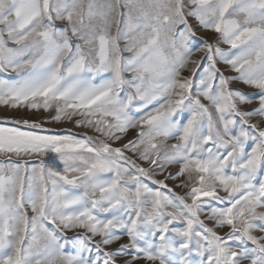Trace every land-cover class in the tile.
Instances as JSON below:
<instances>
[{"label":"snow or ice","instance_id":"obj_1","mask_svg":"<svg viewBox=\"0 0 264 264\" xmlns=\"http://www.w3.org/2000/svg\"><path fill=\"white\" fill-rule=\"evenodd\" d=\"M0 106V264H264V0H0Z\"/></svg>","mask_w":264,"mask_h":264},{"label":"rangeland","instance_id":"obj_2","mask_svg":"<svg viewBox=\"0 0 264 264\" xmlns=\"http://www.w3.org/2000/svg\"><path fill=\"white\" fill-rule=\"evenodd\" d=\"M113 32H115V28L113 29ZM197 34H198V36L203 37L204 39H207L209 41L215 40V38H216L215 33L207 31V30H202V29L198 30ZM222 47L227 48V45H222ZM124 55H128V54L125 53ZM200 55H202V54L201 53H195L194 58H199ZM218 66L221 68L222 71H225L226 74H232L226 70V68L223 64H220ZM188 74L189 73L187 71L184 73V75H188ZM232 87L242 89L245 92L255 91V89H252L247 85H244L242 82L234 83L232 85ZM254 106H255V102L253 105H249L247 107H254ZM36 115L38 116L39 114H36ZM20 116H24V117L32 116L33 118H36L35 116H33L32 113H28V112H24V111H13V110L8 109L7 107L0 106V118H12V117L18 118ZM262 126H264V125H262ZM46 127L52 128L55 131H60L63 129H69L72 132H84V131H86V129H83V128H75L71 123H67V122L59 124V125L48 124V125H46ZM89 134H91V133L89 132ZM171 142H174V141H171ZM159 178L162 179L163 177H159ZM167 183L169 184L170 187H173L176 192L183 194L182 190L180 188H176L174 186L173 182L168 181ZM223 231H227V229L225 228V229H223ZM126 242H127V237H123L121 240V243H126ZM118 246H119L118 244H113V245L109 246V248H116ZM141 264H142V262H141Z\"/></svg>","mask_w":264,"mask_h":264}]
</instances>
